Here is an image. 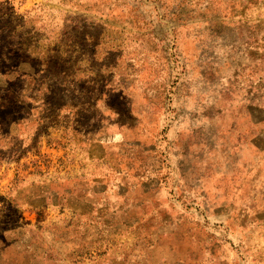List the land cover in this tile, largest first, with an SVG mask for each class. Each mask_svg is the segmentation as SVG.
<instances>
[{"label":"rangeland","instance_id":"obj_1","mask_svg":"<svg viewBox=\"0 0 264 264\" xmlns=\"http://www.w3.org/2000/svg\"><path fill=\"white\" fill-rule=\"evenodd\" d=\"M28 237L264 264V0H0L1 260Z\"/></svg>","mask_w":264,"mask_h":264},{"label":"crops","instance_id":"obj_2","mask_svg":"<svg viewBox=\"0 0 264 264\" xmlns=\"http://www.w3.org/2000/svg\"><path fill=\"white\" fill-rule=\"evenodd\" d=\"M65 195H69V198H71L73 201H75V194L72 192V191H70L69 193H64ZM29 239V237L27 238V240H23V241H21V242H19V241H15V244H17V247L19 248V253H20V257H21V259H20V261H22V263H28V264H33V262H34V257L36 256V257H38V253H40L41 255L43 254V253H45L46 251H47V249H48V245L47 244H45V245H43V250L41 251V252H38L37 250H36V245H37V242H34V241H32V239L30 238V240H28ZM31 246H33L32 248H31ZM57 246H58V244H57ZM26 247H29L27 250H26ZM61 246H58V248H60ZM3 258L5 259V258H7L6 256H3ZM0 264H5L4 263V260H1V256H0ZM8 264H10V262L8 263ZM35 264H36V261H35Z\"/></svg>","mask_w":264,"mask_h":264}]
</instances>
